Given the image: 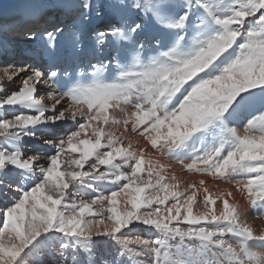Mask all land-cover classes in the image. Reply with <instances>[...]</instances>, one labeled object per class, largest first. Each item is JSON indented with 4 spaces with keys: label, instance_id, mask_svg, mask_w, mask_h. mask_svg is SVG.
Here are the masks:
<instances>
[{
    "label": "snow or ice",
    "instance_id": "snow-or-ice-1",
    "mask_svg": "<svg viewBox=\"0 0 264 264\" xmlns=\"http://www.w3.org/2000/svg\"><path fill=\"white\" fill-rule=\"evenodd\" d=\"M252 213L264 0L0 12V264H264Z\"/></svg>",
    "mask_w": 264,
    "mask_h": 264
},
{
    "label": "bare ground",
    "instance_id": "bare-ground-1",
    "mask_svg": "<svg viewBox=\"0 0 264 264\" xmlns=\"http://www.w3.org/2000/svg\"><path fill=\"white\" fill-rule=\"evenodd\" d=\"M43 1L44 0H35V4L31 8H28L29 7L28 6L29 4L26 3V2H24L21 7H19L20 4L18 6L15 4V7H13V8H6V9L0 11V12L23 13V12L32 10L34 8H38L41 5H44V2ZM149 150L151 151V149H149ZM155 155H156L157 158H160L163 162L171 164L172 165V170H174L175 173L177 174V176L181 180H183L185 183H188V182H198L200 179H205L207 181V183H208V186L210 187V189L212 191H215V185H217V184H219V187L220 188H225V187H228L229 186V185L220 183V182L214 180L211 177H202L199 174L190 173L187 170H185L182 167V165L179 164V163H177L175 160H169L166 157H160L158 153H156ZM184 162L185 163H188V162H190V159H187L186 158ZM235 195H236L237 200H240L241 199L239 193H236ZM220 210H221V207H220L219 202H218V204H217V212H219ZM194 211H196V212L204 211V205H203V203L201 202V203L197 204L195 206V208H194ZM249 220L253 222L254 226L257 229L264 228V218H255V214L252 213V214L249 215ZM144 231H146V229H144L143 227H140V228H137V229H133V234H142Z\"/></svg>",
    "mask_w": 264,
    "mask_h": 264
},
{
    "label": "rangeland",
    "instance_id": "rangeland-1",
    "mask_svg": "<svg viewBox=\"0 0 264 264\" xmlns=\"http://www.w3.org/2000/svg\"><path fill=\"white\" fill-rule=\"evenodd\" d=\"M48 1L50 2V0H44L43 2H44V4H47V3H49ZM24 2L29 4L28 8H31L35 4V0H28V1L27 0H1L0 1V11L4 10L6 8H13V7H15V4L17 6L20 4L19 7H21ZM69 71H71V69H69ZM13 87H15V86H13Z\"/></svg>",
    "mask_w": 264,
    "mask_h": 264
}]
</instances>
